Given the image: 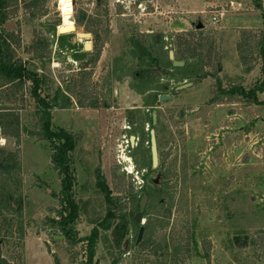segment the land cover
Instances as JSON below:
<instances>
[{
  "label": "rangeland",
  "instance_id": "rangeland-1",
  "mask_svg": "<svg viewBox=\"0 0 264 264\" xmlns=\"http://www.w3.org/2000/svg\"><path fill=\"white\" fill-rule=\"evenodd\" d=\"M63 6L70 9L69 22L76 30L60 35L59 28L66 26ZM80 9L101 20L99 30L105 42L92 75L101 104L97 112L78 107L64 92L92 52L85 50L87 44L92 47V36L75 22ZM217 12L225 16L212 25ZM18 22L24 47L31 44L35 31L50 43L52 55L42 63L20 53L32 69L49 78L52 95L58 88L63 92L53 111L54 127L80 136L72 154L78 177L75 190L78 197L92 200V209L76 225L79 238L88 236L107 211L96 186L97 170L111 190L120 181L116 178L114 183L115 172L126 183L132 182L137 193L134 200L127 193L121 201L132 219L116 229L120 248L112 229L100 230L94 264H264L259 239L264 236V106L213 104L214 80L199 78L204 71L253 87L258 68L245 74L236 51L241 30L262 28L253 0H102L99 7L96 1L59 0L49 4L42 19L31 21L21 12L5 30H16ZM199 24L202 30L197 29ZM183 32L196 39L212 37L221 57L217 72L203 70L201 58L187 60L183 68L173 67L169 52H174L175 36ZM79 35L91 37L80 39ZM142 37L151 57L142 56L132 45ZM185 84L192 86L176 91ZM162 95L172 100L156 109L163 168L156 186L151 181L158 170L151 168L149 131L153 108ZM259 99L264 102V93ZM25 109L22 124L28 131L33 129L34 108ZM0 145L14 148L7 140ZM19 151L23 184L17 200L24 199L23 210L12 244L4 250L6 256L15 264H85L80 248L69 244L51 223L60 209L54 195L61 191V184L52 170L48 145L24 132ZM145 194L149 202L144 227L158 203L170 200L172 206L168 228L154 230L155 246L149 252L137 250L136 245L142 225L135 216ZM204 242H210L209 252Z\"/></svg>",
  "mask_w": 264,
  "mask_h": 264
},
{
  "label": "trees",
  "instance_id": "trees-1",
  "mask_svg": "<svg viewBox=\"0 0 264 264\" xmlns=\"http://www.w3.org/2000/svg\"><path fill=\"white\" fill-rule=\"evenodd\" d=\"M53 1L59 0H0V141L7 140L14 143L13 149L0 145V264H15L6 256L7 252L4 250L11 246L17 220H20L22 216L24 199L17 200V196H20L23 184L19 148L24 132L36 142L45 143L49 147L51 167L61 184V191L57 196L54 195L58 199L60 209L55 211L57 217L51 223L69 244L80 248L85 255V264H94L93 259L100 230L112 229L113 240L116 247L120 248L121 235L116 229L126 226L132 219V216L125 212L121 201L127 193L133 200L137 196L134 184L130 181L126 183V180L118 177L115 172L112 173L114 183H116L114 180L116 178L120 181L111 190L103 173L97 170L96 186L103 196L107 211L101 218L102 221L94 222L97 226L88 236L79 238L76 225L81 223L82 217L92 209V200L78 197V192L75 190L78 177L72 154L80 142V136L54 127L53 111L58 107L59 95L63 92L58 88L52 95L49 78L32 69L29 61L21 56L23 53L31 57V60L42 63L52 55L50 43L42 33L35 31L31 44L24 47L19 22L14 31L7 32L4 28L9 21L18 18L21 12L31 21L42 19L48 14V6ZM69 1L60 0L61 3ZM84 1L88 4L96 1L98 7L102 4V0ZM253 4L262 21V28L241 30L236 51L244 73L250 74L258 68V76L253 87L248 89L235 79L229 77L221 79L216 74L211 75L210 72L203 71L199 76L200 79L212 77L214 80L211 91V103L213 104L242 103L264 106V102L259 99V95L264 93V3L263 0H253ZM75 17L77 26L84 27L86 32L92 36V52L88 53V60L80 64L79 72L69 80V85L64 92L68 93L67 97H73L78 107L82 109H100V99L97 96L94 82H92V75L105 45L104 40L101 39L102 31L99 30L102 27L101 20L81 9L77 10ZM106 29L105 33L108 32ZM132 45L142 56L151 57L143 37L138 41H133ZM172 50L178 62L200 59L201 56L203 70L209 68L217 72V69L221 67V57L212 37L196 39L192 33L183 32L175 36ZM27 106L34 108L33 129L28 131L22 124L21 116V111L26 110ZM123 187H127L128 190L125 191ZM114 193L123 194V197H115ZM171 208L170 200L155 206L152 218L148 220L145 227L144 239L138 244L137 250L149 252L154 248L152 234L156 229L164 231L168 228ZM17 230L18 233L22 231L19 226ZM259 239L264 249V236ZM204 243L206 251L209 252L210 242ZM207 258L209 255L206 256Z\"/></svg>",
  "mask_w": 264,
  "mask_h": 264
},
{
  "label": "water",
  "instance_id": "water-1",
  "mask_svg": "<svg viewBox=\"0 0 264 264\" xmlns=\"http://www.w3.org/2000/svg\"><path fill=\"white\" fill-rule=\"evenodd\" d=\"M68 27H72L70 29V31H67V28ZM197 29L198 30H202L203 29V25L202 24H199L197 26ZM75 30H76V28L73 25H71V26H64V27H60L59 28L58 33L60 35H62V34H66L68 32H74ZM78 37L80 39H85V38H90L91 36L90 35H79ZM91 49H92V47H91L90 44H87L85 46V50H88L89 51ZM200 58H201V56H200ZM169 59L172 61L173 66L175 68H178V67L181 68V67H184L185 66V63L184 62H178V61L175 60L174 52H172V51L169 52ZM191 86H192V84H185L183 86H179L178 88H176V91H182V90H185L187 88H190ZM171 100H172V97L171 96L162 95V96L159 97V100L156 103L155 110L153 111L152 116H151L152 117V126L154 128L157 126V123H158L156 109H158L161 106V104L166 103V102H170ZM154 128L150 131V152H151L152 169L153 170H156L158 168V166H159V152H158L156 131H155ZM131 140L134 142L135 138L133 137ZM162 171H163V168L160 166V168H158L156 178L153 179V180H151L152 183L154 185H156V186L159 185L160 182H161ZM148 202H149L148 196L146 194L143 195V197L141 198V201L139 203V212L135 216V222L138 223V224H140V225H142L140 227V229H139V232H138V237H137L136 245H138V244L141 243L142 238H143L144 233H145V227L143 225V215L145 213V210H146V207L148 205Z\"/></svg>",
  "mask_w": 264,
  "mask_h": 264
},
{
  "label": "flooded vegetation",
  "instance_id": "flooded-vegetation-1",
  "mask_svg": "<svg viewBox=\"0 0 264 264\" xmlns=\"http://www.w3.org/2000/svg\"><path fill=\"white\" fill-rule=\"evenodd\" d=\"M185 63V62H184ZM173 64V63H172ZM174 67V66H173ZM200 67H202V66H200ZM181 68H183V67H181ZM160 97V96H159ZM158 100H159V98H158ZM157 103V102H156ZM155 107H156V104H155ZM155 107L153 108L154 110H155ZM101 109V108H100ZM100 109H92V111H95V112H97V111H99ZM153 110V111H154ZM153 113V112H152ZM151 116H152V114H151ZM158 119V118H157ZM151 125H152V117H151ZM154 127L152 126V128H151V130L153 129ZM154 129H156V127L154 128ZM150 130V131H151ZM150 131H149V138H150ZM156 131V130H155ZM156 138H157V134H156ZM135 140H136V138H135ZM135 140H134V142L131 140L130 141V145H131V147L134 145V143H135ZM150 142V141H149ZM150 144V143H149ZM157 145H158V139H157ZM158 152H159V147H158ZM150 154H151V152H150ZM160 162H161V154H160V152H159V166H158V168H160ZM151 168H152V162H151ZM158 168L156 169V170H158Z\"/></svg>",
  "mask_w": 264,
  "mask_h": 264
},
{
  "label": "bare ground",
  "instance_id": "bare-ground-1",
  "mask_svg": "<svg viewBox=\"0 0 264 264\" xmlns=\"http://www.w3.org/2000/svg\"><path fill=\"white\" fill-rule=\"evenodd\" d=\"M62 12H63V16H64V20H65V25L66 26H71L70 22H69V16H70V9L66 8L65 6L62 7ZM72 27H68L67 31H70Z\"/></svg>",
  "mask_w": 264,
  "mask_h": 264
},
{
  "label": "built area",
  "instance_id": "built-area-1",
  "mask_svg": "<svg viewBox=\"0 0 264 264\" xmlns=\"http://www.w3.org/2000/svg\"><path fill=\"white\" fill-rule=\"evenodd\" d=\"M225 16L224 12H217L212 16V25H217Z\"/></svg>",
  "mask_w": 264,
  "mask_h": 264
}]
</instances>
